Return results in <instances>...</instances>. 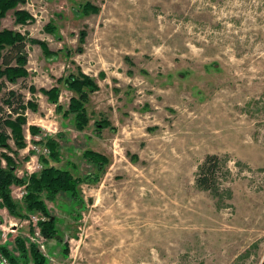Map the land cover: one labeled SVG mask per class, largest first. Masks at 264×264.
<instances>
[{
  "label": "rangeland",
  "instance_id": "obj_1",
  "mask_svg": "<svg viewBox=\"0 0 264 264\" xmlns=\"http://www.w3.org/2000/svg\"><path fill=\"white\" fill-rule=\"evenodd\" d=\"M86 2L98 13L82 14ZM21 8L34 21L16 24L9 10L0 29L43 40L57 56L26 43L29 75L5 82L0 107L9 89L33 99L37 110L26 111L27 125L40 128L33 138L63 134L62 153L78 175L97 172L80 158L85 148L108 163L98 182L79 185L77 218L67 196L46 201L61 241L38 235V215L31 235L29 220L3 208L0 242L15 254L16 237L36 243L44 264H264V0H25ZM76 65L99 85L82 131L28 90L58 86L66 107L72 93L56 79ZM100 119L115 130L97 133ZM25 134L20 176L31 157L40 168ZM208 153L225 165L217 194L195 183ZM21 189L13 186V196ZM0 264L8 263L0 256Z\"/></svg>",
  "mask_w": 264,
  "mask_h": 264
},
{
  "label": "trees",
  "instance_id": "obj_2",
  "mask_svg": "<svg viewBox=\"0 0 264 264\" xmlns=\"http://www.w3.org/2000/svg\"><path fill=\"white\" fill-rule=\"evenodd\" d=\"M24 3L25 0H0V23L9 10H13L16 24L26 25L34 21L33 16L26 9L21 8ZM98 11L99 7L89 2L81 6V12L84 15L98 13ZM85 36L86 32L80 31L78 37L80 43H84ZM26 43L37 44L45 58L57 56V51L50 50L43 40L27 37L18 30L0 29V91L1 88L5 87V82L15 84L19 79L29 75L26 67L28 62L25 52ZM77 50L82 51V46H78ZM75 68V71H69L66 75L56 79L57 83L62 84L66 90L72 93L66 107L59 101L60 88L58 86L37 89L34 85H29L28 90L32 94L38 91L45 95L48 102L54 105V111L57 114L68 119L75 130L82 131L89 122L85 105L89 101L90 95L99 89V85L93 76L82 71L79 66L76 65ZM99 77H104V73L100 72ZM1 98L6 110L4 107H0V111L4 112L0 115V209L4 208L12 217L29 220L31 235L35 231L33 227L35 225L39 235L44 239L56 237L61 241L62 236L57 235L59 230L57 228L58 219L50 213L46 201H53L58 196L61 198L67 196L71 202V214L77 218L74 216V213L76 214L74 209H82L83 207L79 185L98 182L100 180L99 173L108 163V158L93 149H83L80 158L87 164L94 166L97 172L90 171L78 175L80 170L78 165L68 159L66 160L62 153L63 147L60 143V137L63 138V134L57 133V137L48 135L39 140L33 138L40 132V128L36 125H27L26 111H36V102L33 99H23L22 95L13 89L5 92ZM94 124L97 133L105 127H110L112 131L115 130L107 119L94 121ZM26 129L32 136L33 144L45 146L47 152L38 154L40 168L37 171L28 173L25 170L20 176L16 173V157L20 150L27 147ZM34 152L31 149V154ZM28 157L30 156L27 155L24 159L27 160ZM64 159L63 166L56 165ZM224 167V162L218 155L206 154L197 167L196 186L217 194L220 189L218 178L222 176ZM13 186L22 188L20 198L13 196ZM31 215H38L35 216L34 225L31 222ZM28 242V239L16 237L14 241L16 254L9 249L8 243L0 242V256L8 264H27L30 260L32 264H44L46 259L39 246L34 242H29V244ZM65 245H63V250L64 254H67V246Z\"/></svg>",
  "mask_w": 264,
  "mask_h": 264
},
{
  "label": "built area",
  "instance_id": "obj_3",
  "mask_svg": "<svg viewBox=\"0 0 264 264\" xmlns=\"http://www.w3.org/2000/svg\"><path fill=\"white\" fill-rule=\"evenodd\" d=\"M31 149L34 150L35 152H41V153H46V152H47V148H45V147H39V146H36V145H32V146H31ZM31 160H33L32 157L30 158L29 161H27V163H26V165H25V170H26L28 173L33 172V171L37 168V166L39 167L38 164H34V165H35V166H34L35 168L31 167V165H30V164H31V163H30ZM18 188L21 189V187H18ZM21 195H22V189H21ZM21 195H20L19 197H17V198H20ZM35 219H36V218H35ZM38 235H39V233H38ZM42 238H43V237H42Z\"/></svg>",
  "mask_w": 264,
  "mask_h": 264
},
{
  "label": "flooded vegetation",
  "instance_id": "obj_4",
  "mask_svg": "<svg viewBox=\"0 0 264 264\" xmlns=\"http://www.w3.org/2000/svg\"><path fill=\"white\" fill-rule=\"evenodd\" d=\"M72 212H74V211H72ZM71 213V212H70ZM72 215V214H71Z\"/></svg>",
  "mask_w": 264,
  "mask_h": 264
}]
</instances>
